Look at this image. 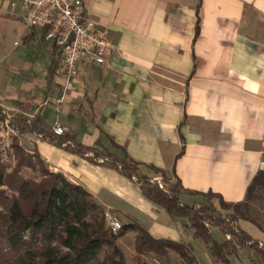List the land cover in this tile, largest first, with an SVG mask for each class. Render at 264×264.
Listing matches in <instances>:
<instances>
[{
  "label": "crops",
  "instance_id": "1",
  "mask_svg": "<svg viewBox=\"0 0 264 264\" xmlns=\"http://www.w3.org/2000/svg\"><path fill=\"white\" fill-rule=\"evenodd\" d=\"M84 2L114 48L104 63L79 62L58 112L54 99L65 74L53 66L57 50L43 29L27 24L20 2L0 0V104L15 115L40 109L51 127L59 117L77 142L128 155L143 173L154 165L172 179L176 174L185 189L247 202L260 225L248 219L239 225L264 244V191L247 200L249 185L264 170V0ZM9 35L20 36L13 41L17 48L8 44ZM21 139L36 144L51 170L85 185L123 223L137 219L156 237L196 241L180 218L103 159L93 162L31 132ZM180 198L202 201L185 191ZM212 233L219 243L229 241L218 228ZM203 249L197 264H225L206 243ZM229 250V264H264L248 249L229 244Z\"/></svg>",
  "mask_w": 264,
  "mask_h": 264
},
{
  "label": "trees",
  "instance_id": "2",
  "mask_svg": "<svg viewBox=\"0 0 264 264\" xmlns=\"http://www.w3.org/2000/svg\"><path fill=\"white\" fill-rule=\"evenodd\" d=\"M199 9L200 5L198 14ZM199 31L200 17L196 34ZM53 66L58 67V60ZM14 102L25 108V101L16 99ZM42 117L40 110L33 119L24 114L11 118L9 124L16 135L6 151L12 163H6L3 158L0 136V264H129L120 245V239L129 232L134 233L132 264H149L146 256L156 264H170L172 252L185 264L198 262L190 242L156 237L137 219L123 223L122 229L114 232L107 225L105 208L85 185L51 170L36 144L22 142L21 136L30 132L93 162L103 159L104 163L134 179L144 196L162 207L170 217L180 218L221 262H230L229 244H234V249L250 250L264 262V244L239 225L241 219L260 225L259 217L245 208L247 202H227L213 191L185 189L175 168L174 180L154 165H148V174L143 173L141 164L128 155L121 158L109 149L79 143L68 133L57 135ZM6 119L7 113L0 104V121ZM183 152L184 148L176 159ZM183 191L199 194L202 201L182 202ZM263 191L264 170H261L249 185L247 200L252 199L255 192L261 194ZM213 227L228 235L229 241L217 242Z\"/></svg>",
  "mask_w": 264,
  "mask_h": 264
},
{
  "label": "built area",
  "instance_id": "3",
  "mask_svg": "<svg viewBox=\"0 0 264 264\" xmlns=\"http://www.w3.org/2000/svg\"><path fill=\"white\" fill-rule=\"evenodd\" d=\"M20 2L27 10L25 20L31 27L45 30V38L55 44L59 69L65 74V83L61 96L54 99L55 106L60 111L68 91L73 87V79L79 75V62L89 58L98 63H104L111 53L114 45L107 29L97 27L85 11L84 0H11L15 6ZM45 101L42 107L48 105ZM40 109L32 113L20 112L33 119ZM7 113L5 124L11 130L10 120L14 113ZM52 128L57 135L68 132V128L58 117ZM15 131V130H13ZM163 187V185L161 184ZM107 225L117 232L122 229L123 222L110 210L105 209Z\"/></svg>",
  "mask_w": 264,
  "mask_h": 264
},
{
  "label": "rangeland",
  "instance_id": "4",
  "mask_svg": "<svg viewBox=\"0 0 264 264\" xmlns=\"http://www.w3.org/2000/svg\"><path fill=\"white\" fill-rule=\"evenodd\" d=\"M16 38H20V36L19 35L17 37H13V35L8 36V39H9L8 44L12 48H17L15 46H13V41ZM14 135H16V134L9 127L6 126L5 121H0V136L3 138L1 145H2V148L4 149V157L3 158H4L6 163H12L13 162L12 160H9L6 150H8L10 148V145L12 142V137ZM257 220L260 221L259 219H257ZM133 240H134V233L133 232H129L125 237L120 239V245L124 249V251L126 252V256H127V260H128L129 264H132V256L134 254ZM195 242H192L191 244H192L193 251H194L197 259H199L200 255L202 253V250H204L203 245L205 243L201 238H197ZM145 260L148 261L149 264H156V262L150 256H146ZM170 264H185V262L176 253L172 252L170 255ZM260 264H262V262H260Z\"/></svg>",
  "mask_w": 264,
  "mask_h": 264
}]
</instances>
